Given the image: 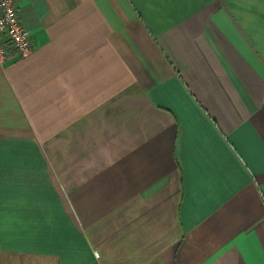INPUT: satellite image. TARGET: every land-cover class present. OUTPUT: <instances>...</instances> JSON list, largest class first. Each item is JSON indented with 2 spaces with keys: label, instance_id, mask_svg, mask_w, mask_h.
Instances as JSON below:
<instances>
[{
  "label": "crops",
  "instance_id": "0c3cea01",
  "mask_svg": "<svg viewBox=\"0 0 264 264\" xmlns=\"http://www.w3.org/2000/svg\"><path fill=\"white\" fill-rule=\"evenodd\" d=\"M16 5L0 264H264V0Z\"/></svg>",
  "mask_w": 264,
  "mask_h": 264
},
{
  "label": "built area",
  "instance_id": "2783aa9c",
  "mask_svg": "<svg viewBox=\"0 0 264 264\" xmlns=\"http://www.w3.org/2000/svg\"><path fill=\"white\" fill-rule=\"evenodd\" d=\"M33 48L30 31L19 19L16 0H0V65L12 54L29 56Z\"/></svg>",
  "mask_w": 264,
  "mask_h": 264
}]
</instances>
